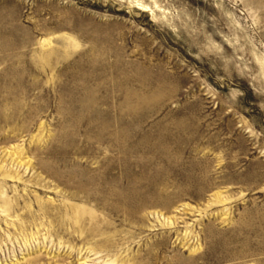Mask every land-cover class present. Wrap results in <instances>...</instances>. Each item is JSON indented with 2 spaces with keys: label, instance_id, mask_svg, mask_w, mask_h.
<instances>
[{
  "label": "rangeland",
  "instance_id": "rangeland-1",
  "mask_svg": "<svg viewBox=\"0 0 264 264\" xmlns=\"http://www.w3.org/2000/svg\"><path fill=\"white\" fill-rule=\"evenodd\" d=\"M0 264H264V0H0Z\"/></svg>",
  "mask_w": 264,
  "mask_h": 264
}]
</instances>
